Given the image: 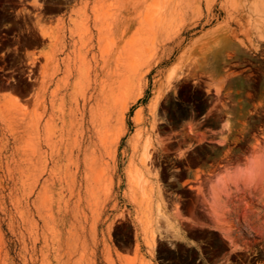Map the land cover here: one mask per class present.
<instances>
[{
	"label": "rangeland",
	"instance_id": "374dc122",
	"mask_svg": "<svg viewBox=\"0 0 264 264\" xmlns=\"http://www.w3.org/2000/svg\"><path fill=\"white\" fill-rule=\"evenodd\" d=\"M0 264H264V0H0Z\"/></svg>",
	"mask_w": 264,
	"mask_h": 264
},
{
	"label": "clouds",
	"instance_id": "9594fccd",
	"mask_svg": "<svg viewBox=\"0 0 264 264\" xmlns=\"http://www.w3.org/2000/svg\"><path fill=\"white\" fill-rule=\"evenodd\" d=\"M241 185L245 188H251L255 186L257 180L256 175L251 171H245L240 173Z\"/></svg>",
	"mask_w": 264,
	"mask_h": 264
},
{
	"label": "crops",
	"instance_id": "0c3cea01",
	"mask_svg": "<svg viewBox=\"0 0 264 264\" xmlns=\"http://www.w3.org/2000/svg\"><path fill=\"white\" fill-rule=\"evenodd\" d=\"M185 218L187 219V220H186L187 223H193V220L191 219V217H190L189 214H186V215H185Z\"/></svg>",
	"mask_w": 264,
	"mask_h": 264
}]
</instances>
